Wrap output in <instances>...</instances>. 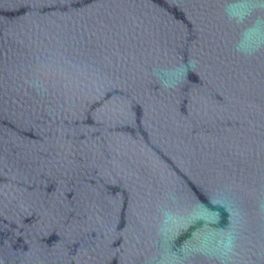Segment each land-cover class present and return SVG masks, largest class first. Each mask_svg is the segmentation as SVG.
Wrapping results in <instances>:
<instances>
[{
  "label": "water",
  "instance_id": "obj_1",
  "mask_svg": "<svg viewBox=\"0 0 264 264\" xmlns=\"http://www.w3.org/2000/svg\"><path fill=\"white\" fill-rule=\"evenodd\" d=\"M0 264H264V0H0Z\"/></svg>",
  "mask_w": 264,
  "mask_h": 264
}]
</instances>
